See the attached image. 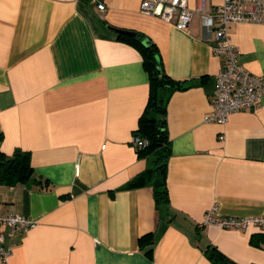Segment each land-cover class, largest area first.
Returning a JSON list of instances; mask_svg holds the SVG:
<instances>
[{"label": "crops", "instance_id": "0c3cea01", "mask_svg": "<svg viewBox=\"0 0 264 264\" xmlns=\"http://www.w3.org/2000/svg\"><path fill=\"white\" fill-rule=\"evenodd\" d=\"M99 1L102 10L88 0H0V151H27L32 169L0 182V216L35 221L12 235L1 227L10 256L0 264H212L208 244L264 264V228L199 224L213 205L220 215H264V94L223 124L205 122L223 59L199 14L183 30L141 13L140 0ZM116 29L141 32L164 71L188 84L165 102L161 209L150 185L126 187L153 156L131 144L149 70L132 34ZM228 33L239 61L264 74V19Z\"/></svg>", "mask_w": 264, "mask_h": 264}, {"label": "built area", "instance_id": "2783aa9c", "mask_svg": "<svg viewBox=\"0 0 264 264\" xmlns=\"http://www.w3.org/2000/svg\"><path fill=\"white\" fill-rule=\"evenodd\" d=\"M97 9H104L99 0H88ZM139 10L143 14L159 17L178 29H186L193 13H198L203 26L213 32L217 45L213 52L221 55L223 67L214 77L210 94V110L205 114V122L223 124L230 114L246 107H257L264 94V74L251 73L238 59V48L230 41L228 27L231 23H260L264 19V0H221L212 4L210 0H197L191 7L188 0H140ZM221 138L223 136L221 135ZM131 144L143 148L147 140L134 133ZM220 227L243 229L253 224L264 228V215H220L213 205L202 215L199 222ZM35 221L16 213L0 216V263H6L10 250L4 246V232L9 235L16 231H26Z\"/></svg>", "mask_w": 264, "mask_h": 264}, {"label": "trees", "instance_id": "16d2710c", "mask_svg": "<svg viewBox=\"0 0 264 264\" xmlns=\"http://www.w3.org/2000/svg\"><path fill=\"white\" fill-rule=\"evenodd\" d=\"M139 47L143 62L149 70V97L139 119V127L135 130L140 137L147 140V145L137 149L139 154L153 151L149 173L142 171L131 179L126 187L150 185L157 208L168 207V193L165 181L166 159L168 157V134L164 111L169 94L176 89L188 86L186 81L173 79L161 66L157 47L153 42H144L141 32L134 31L130 36ZM29 153L15 149L10 157L0 151V182L13 183L27 180L31 175ZM152 251V242L146 253ZM205 254L212 264H241L227 257L215 245L208 244Z\"/></svg>", "mask_w": 264, "mask_h": 264}, {"label": "water", "instance_id": "95a60500", "mask_svg": "<svg viewBox=\"0 0 264 264\" xmlns=\"http://www.w3.org/2000/svg\"><path fill=\"white\" fill-rule=\"evenodd\" d=\"M116 31L123 32V33H128V34H133L132 31L124 30V29H116Z\"/></svg>", "mask_w": 264, "mask_h": 264}]
</instances>
